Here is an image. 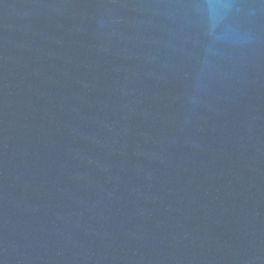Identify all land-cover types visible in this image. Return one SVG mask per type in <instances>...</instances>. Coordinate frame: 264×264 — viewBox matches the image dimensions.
I'll list each match as a JSON object with an SVG mask.
<instances>
[{
    "label": "water",
    "instance_id": "water-1",
    "mask_svg": "<svg viewBox=\"0 0 264 264\" xmlns=\"http://www.w3.org/2000/svg\"><path fill=\"white\" fill-rule=\"evenodd\" d=\"M0 264H264V0H0Z\"/></svg>",
    "mask_w": 264,
    "mask_h": 264
}]
</instances>
